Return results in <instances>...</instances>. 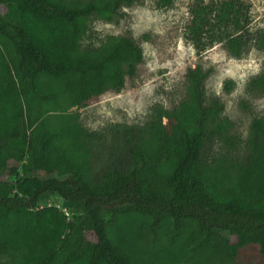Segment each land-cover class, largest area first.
Returning <instances> with one entry per match:
<instances>
[{
    "label": "trees",
    "instance_id": "16d2710c",
    "mask_svg": "<svg viewBox=\"0 0 264 264\" xmlns=\"http://www.w3.org/2000/svg\"><path fill=\"white\" fill-rule=\"evenodd\" d=\"M138 1L0 0V264H264V119L234 170L216 164L232 123L206 99L209 72L189 68L188 97L146 128L77 121L74 108L119 91L143 60L128 37L88 42L91 22ZM244 8L197 5L191 41L239 56Z\"/></svg>",
    "mask_w": 264,
    "mask_h": 264
},
{
    "label": "rangeland",
    "instance_id": "374dc122",
    "mask_svg": "<svg viewBox=\"0 0 264 264\" xmlns=\"http://www.w3.org/2000/svg\"><path fill=\"white\" fill-rule=\"evenodd\" d=\"M221 1L175 0L173 5L164 8L160 7L159 0H139L131 6H123L121 14L112 20L94 19L86 39L88 42L98 45L109 36L128 37L141 47L143 60L135 74L126 77L119 91L109 89L86 106L74 108L78 123L96 134H104L114 124L146 128L154 119L156 108L171 111L188 97V69L201 66L209 72L205 82L207 101L218 99L224 106L220 118H227L232 123L228 133L214 139L212 155L216 164L234 170L235 164L242 162L248 153L253 120L264 119V87L254 83L264 74V41L261 40L264 36V0H239L245 7V17L241 21L248 32L245 37L249 38L239 56L225 40L219 39L200 50L189 37L193 9L197 5L217 6ZM0 10L5 12L6 8L0 6ZM214 15L213 12L211 17ZM241 33L232 32V35ZM162 122L167 124L168 119L163 118ZM48 203L60 204L57 198ZM88 236L93 239L92 234ZM150 246L159 244L151 241ZM250 261L256 264V261ZM246 262L249 260L241 259L236 264H249Z\"/></svg>",
    "mask_w": 264,
    "mask_h": 264
}]
</instances>
